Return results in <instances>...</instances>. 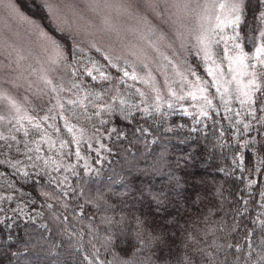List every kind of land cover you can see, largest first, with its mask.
<instances>
[{"label": "trees", "instance_id": "trees-1", "mask_svg": "<svg viewBox=\"0 0 264 264\" xmlns=\"http://www.w3.org/2000/svg\"><path fill=\"white\" fill-rule=\"evenodd\" d=\"M17 2L54 32L41 5ZM255 13L250 7L246 19ZM193 69L205 76L201 63H193ZM207 83L211 88V81ZM257 98L264 100V95ZM135 99L134 93L126 98L130 104ZM97 106L95 100L82 110L69 109L66 118L72 131L58 127L54 143L37 131L19 128L0 139V264H182L197 246L188 237V224L210 212L216 213L218 243L243 244L253 228L258 242L261 229L253 220L264 219V164L259 163L264 153L258 152L264 127L249 115V105L219 102L208 116H199L200 123H195L198 111L185 116L178 105L161 107L160 113L147 117L137 113L131 124L118 114L95 116ZM245 124L251 125L248 132ZM77 126L111 134L105 140L110 159L97 164L91 152L94 171L78 163L58 175L53 161L76 151ZM138 127L148 133L135 131ZM245 143L248 147H242ZM84 153L88 155L85 147ZM37 155L43 159L35 161ZM34 162L37 168L31 167ZM37 171L43 176H36ZM59 178L70 183L69 189L56 183ZM130 211H137V217L124 220ZM138 219L145 239L150 233L161 239L147 246L140 243Z\"/></svg>", "mask_w": 264, "mask_h": 264}, {"label": "rangeland", "instance_id": "rangeland-1", "mask_svg": "<svg viewBox=\"0 0 264 264\" xmlns=\"http://www.w3.org/2000/svg\"><path fill=\"white\" fill-rule=\"evenodd\" d=\"M34 1L39 5L44 2ZM47 2L55 6L54 11L58 17L56 23L65 28V32L56 30L46 9L49 23L55 27L54 32L42 20L27 15L17 0H0V137L11 136L12 131L19 128L26 132L37 131L41 137L54 143L58 127L67 129L72 125L66 118L69 109L82 110L89 101L95 100L98 101L97 107L101 108L105 102L114 103L112 96L126 99L136 88L148 92L154 98L155 93L149 91L152 84L165 97L161 101V107H167V103L172 102L173 105L194 114L196 111L199 113L203 100L193 101L190 97L174 100L167 97V87L170 86L177 96H187L189 91H195L194 85L199 77L202 86L208 89L206 94L212 100L211 107L219 102H230L232 106L244 99L242 92L251 78V68H245L236 62L237 50L231 38L239 33L236 42L250 56L254 46L245 37L253 34L254 29L264 27L254 17L249 21L246 19L248 9L240 28L234 32L227 27L212 31L216 21L211 8L205 12L196 7V4H211V0H182L190 7L180 9L167 7L165 0ZM171 2L172 0H168V3ZM258 15L259 12L256 11L254 16ZM41 31L61 46L63 54L68 57L66 60L57 56L50 40L42 36ZM202 34L212 41L210 60L205 58V50L196 39ZM96 48L100 51L97 52ZM226 49L227 57L224 56ZM73 50L74 57L69 55ZM105 55L111 58L120 56L121 67L127 61L135 66L140 76L147 79L150 75L151 83L146 85L125 79L123 84L112 87L93 70L95 62V67L101 68L112 77L116 76V69L108 67V61L104 60ZM198 61L203 66L205 76L197 73L196 76L191 75L193 71L196 72L193 63L200 64L196 63ZM207 68L212 69L214 77L207 74ZM89 70H93V75L97 77L95 81L86 75ZM207 80L211 81V88ZM117 88L120 89L119 92ZM135 96V103H138L140 97ZM258 96L260 93L256 94ZM69 101L75 103L70 104ZM147 103L151 104L153 100L147 99ZM194 104L196 107L192 106ZM246 105L248 104H243ZM22 117L31 118L32 122L29 123V119ZM35 124H39V127H34ZM73 137L79 141L76 151L67 158L58 157L53 161L58 175H65L78 163L83 164L87 172L94 171L96 167L89 160L91 152L93 158L97 159V164L103 160L109 161L110 157L105 153V140H109L111 134L77 126L73 129ZM84 147L89 156L84 153ZM77 151L81 158H77ZM59 179L63 181L60 187L69 189L70 183L64 178ZM136 215L137 211H130L124 220L131 216L136 218ZM131 233L136 234V230L131 229Z\"/></svg>", "mask_w": 264, "mask_h": 264}, {"label": "snow or ice", "instance_id": "snow-or-ice-1", "mask_svg": "<svg viewBox=\"0 0 264 264\" xmlns=\"http://www.w3.org/2000/svg\"><path fill=\"white\" fill-rule=\"evenodd\" d=\"M166 6L169 8H189L190 5L188 3H183L182 0H172L171 3H168V0H165ZM150 7H159V5H149ZM41 7L46 9L49 12V17L53 19V22L55 23V27L57 31H60L61 33L65 32V28L61 27L59 23H56V20L58 17H56V13L54 11V5L51 3H48L47 0H44V2L41 4ZM197 8H202L203 11L208 12L209 8H211L212 13L214 14V18L216 21L215 27L212 29L214 31L216 28H219L223 30V28H232L233 31L237 28H240L242 23V18L245 15V12L250 7H254L255 11L259 12L258 16H254V19H258L261 22V25H264V0H255V5L252 4V0H211V4L204 3L196 4ZM39 27V25H37ZM41 35L44 36L46 39H49L54 50L57 53V56L61 59H67L68 57L63 54V49L61 46L55 41L52 40L50 37H47V34L41 31ZM71 38V37H69ZM247 40L251 41L254 46V51L252 52V55H248L247 52L244 51L241 44L238 41L239 39V33H236L233 39L234 41V48L237 50L236 55V62H239L241 65H243L245 68H251V72L249 73L250 79L248 80L247 85H244V90L242 92L244 99H242L240 102L242 104H248L249 105V115H251L254 119H256V122L261 124L262 127H264V100H260L256 97L257 93H260L261 95H264V85H262V78H264V27H261L259 29H254L253 34L247 35L245 37ZM198 44L201 46L202 49H204V55L206 59H211V52H210V44L211 40L204 36L203 34L201 36H198L197 38ZM216 43H219V41H216ZM93 47H95L93 45ZM97 52L100 51L99 48L95 49ZM71 56H75V50H73L71 53H69ZM224 56H228V50L226 49L224 52ZM104 60L108 61V67L116 69V76L112 77L110 74L106 73L99 67H95L94 62V71H96L99 74V77L101 80L109 83L112 87H116L117 84H123L125 82V79H130L133 81H137L144 84H150L151 83V76L148 75L147 79L145 76H140L135 66L127 63L125 61V66H120L121 57L116 56L115 58H111L107 55L104 56ZM245 61H249V63H245ZM146 67V66H144ZM129 68H131V71H129ZM93 70H89L86 72V75L91 77L93 81L97 79L95 75H93ZM206 72L209 76L214 77V72L211 68H207ZM147 75V73H146ZM191 75L196 76V72H192ZM235 78V77H234ZM113 80H115V83H113ZM46 83L51 84L52 81H46ZM216 81L213 80V85H215ZM128 87H131L129 85ZM195 91H189L187 93V96H177V93L169 86L167 87V97H170L174 100H184L187 97H190L193 101L196 100H203V104L200 105V111L199 115L195 119V123H200L199 116H208L207 109L212 106V100L209 99L208 95L206 94L208 92V89L202 86V82L200 81V78L197 77V81L194 85ZM55 90V88L53 89ZM61 91L63 89H60ZM117 91L119 92L120 89L117 88ZM150 92L155 93V97H151L148 92L141 91L139 88H136L134 90V94L140 97V100L138 103L130 104L128 100H126L123 97H117L112 96L111 100L114 103L105 102L103 106L98 110L95 111L93 114L97 117H100L102 113L107 114L109 116L113 114H118L119 117L122 120H125L128 122V124H131L133 120L136 119V114H142V117H147L151 113H160L161 108V101L165 99V97L161 96L160 91L156 88L155 84H152ZM219 91V89H217ZM227 91V89H225ZM199 94V95H198ZM147 99H152L153 103L149 104L147 103ZM118 100V103H115ZM69 103H75L74 101H69ZM259 103L258 108H253V105H256ZM143 105V107H141ZM63 107V105H60ZM193 107H196V105H192ZM168 108H173L174 105L172 102L167 103ZM230 111V109H228ZM19 111V109H17ZM257 111L261 114L257 118ZM183 114L185 116L190 115L187 109H183ZM239 115V113H237ZM23 119H29V123H31V118L22 117ZM2 119V117H0ZM87 119H91V117H87ZM101 124H106L107 120H101ZM239 123V122H237ZM34 127H39V124H35ZM250 124L244 125V131L248 132L250 129ZM70 132L72 131V128L68 129ZM171 128H166L165 131H171ZM194 130V129H193ZM110 131L115 132L116 129H111ZM137 132H141L144 134L148 133V129L143 127H138L135 129ZM259 131V130H258ZM260 135L264 137V132H261ZM2 139V137H0ZM73 142L79 143V141H76L75 137H73ZM262 147L258 150L260 153H264V139L260 141ZM61 146H64V142L61 141ZM9 148H11V145H8ZM89 147H91L89 145ZM242 147H248V144L245 143L242 145ZM25 148L27 149V144H25ZM28 151H31V149H27ZM36 152H39V149H36ZM77 158L80 157L79 151L76 152ZM31 159V157H30ZM43 158L37 155L35 157V161H40ZM49 163L48 160H44V164L47 165ZM260 164H264V159H261L259 161ZM31 167L37 168L38 165L36 162H34ZM258 170V169H256ZM17 171H20L17 169ZM23 175L25 177L29 176V173L27 171L23 172ZM36 176L42 177L43 173L40 171H37L35 173ZM39 183V181H37ZM48 183H52L51 180L48 181ZM57 184H63V181H56ZM70 191V190H69ZM7 199H11V197H8ZM158 199V197H157ZM48 207H52V205H48ZM82 207V206H80ZM216 215L214 212H210L209 215L203 217V219H198L197 221H192L188 224V237L195 242L197 246L193 248L194 255L193 256H186L185 260L182 262V264H264V219L262 220H253V224H255L257 227L261 229L258 242L254 237H256V229H249L246 232L244 243H227L222 244L217 242V233H216V221L213 218ZM67 219V217H65ZM109 223H112V220L108 221ZM174 222V221H173ZM122 223V221H121ZM11 225H9L10 227ZM143 227V221L137 220V237L140 243L147 245L155 244L157 241L161 239L160 236L149 234V239H145L140 229ZM122 231V230H121ZM222 232L223 229H220ZM234 231V229H233ZM126 243V242H121ZM121 251L124 253V255H128L126 248H121ZM87 259V257H85ZM127 264V262H125Z\"/></svg>", "mask_w": 264, "mask_h": 264}]
</instances>
